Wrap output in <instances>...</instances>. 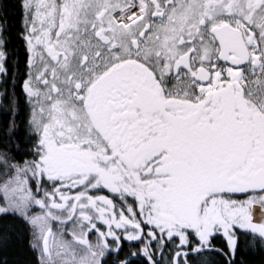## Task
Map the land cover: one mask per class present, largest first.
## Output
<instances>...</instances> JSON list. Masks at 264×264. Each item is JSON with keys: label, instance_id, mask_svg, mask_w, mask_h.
<instances>
[{"label": "snow or ice", "instance_id": "obj_1", "mask_svg": "<svg viewBox=\"0 0 264 264\" xmlns=\"http://www.w3.org/2000/svg\"><path fill=\"white\" fill-rule=\"evenodd\" d=\"M0 264H264V0H0Z\"/></svg>", "mask_w": 264, "mask_h": 264}]
</instances>
